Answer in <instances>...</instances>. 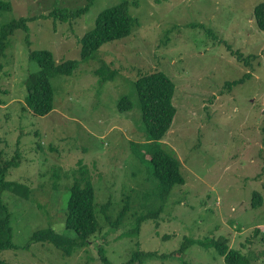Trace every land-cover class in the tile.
<instances>
[{"label":"rangeland","instance_id":"374dc122","mask_svg":"<svg viewBox=\"0 0 264 264\" xmlns=\"http://www.w3.org/2000/svg\"><path fill=\"white\" fill-rule=\"evenodd\" d=\"M4 1L10 9L0 13V30L20 17L38 18L28 24L31 46L15 31L0 60L5 64L0 71V164L10 160L21 136L20 163L8 170L5 181L24 184L30 192L25 199L0 190L11 214L14 246L0 259L100 264L95 247L103 244L112 264L128 261L138 249L158 255L141 264H227L212 246L226 239L241 254L239 264H264V32L253 17L264 0ZM123 1L135 20L130 35L80 61L79 41L93 29L97 15ZM87 5L73 21L42 17L55 8L75 11ZM31 50H48L57 63L78 61L71 75L53 77V110L45 117L34 116L25 105V82L38 70L29 60ZM236 51L240 62L232 56ZM102 65L118 71L113 81L95 75ZM154 72L174 84L176 115L162 145L175 152L185 180L167 198L164 218L156 219L162 221L157 227L153 220L142 225L138 247L133 237L116 239L131 231L125 223L69 257L50 244L30 243L34 232L46 228L73 236L64 229L65 187L72 184L64 174L74 171L79 179L78 161L94 188L96 210L107 201H121L123 187L124 193L139 189L142 199L151 180L137 162L140 153H132L133 145L146 142L134 82ZM227 82L235 84L224 89ZM123 97L132 107L121 113L117 104ZM137 177L150 182L133 181ZM255 193L261 203L253 207ZM139 198L133 201L136 208ZM97 216L104 235L108 224ZM184 242L189 243L182 249Z\"/></svg>","mask_w":264,"mask_h":264},{"label":"trees","instance_id":"16d2710c","mask_svg":"<svg viewBox=\"0 0 264 264\" xmlns=\"http://www.w3.org/2000/svg\"><path fill=\"white\" fill-rule=\"evenodd\" d=\"M128 2L123 1L111 8H107L100 12L94 22L92 30L87 32L79 41L80 43V61L87 62L99 50L101 46L108 42L117 41L130 35L133 26V20L128 13ZM89 8V5L79 8L75 11L64 9H53L44 18L58 20L59 22H67L78 19L82 13ZM10 9V4L4 0H0V13ZM253 17L257 28L264 32V3L258 4L254 8ZM18 18L0 30V60L6 57V51L9 48V37L15 31H20L25 35L24 43L27 47L31 43L27 37L29 28L28 24L37 19ZM238 62L242 59V54L239 51L232 53ZM29 60L37 65V72L30 74L25 82L26 98L25 105L30 112L37 117H45L53 110L54 90L52 79L56 75H71L78 66V61L67 60L61 63L55 62L53 54L48 50H31L29 52ZM4 63L0 61V71L4 68ZM95 75L102 82L113 81L118 74L117 70H111L106 65L100 66L95 72ZM235 82H227L224 89H231ZM134 88L140 103L141 120L144 126L145 143L133 145L132 153L135 155L140 153L137 162L140 166H145V171L150 173L151 185L145 187L141 193L143 201L136 195L138 190L130 189L124 193L125 188H122V200L116 202L107 201L105 204L96 210L95 193L89 177L86 175L87 170L82 161H78L79 168L77 172L80 175L78 179L74 171H67L64 174L66 178L72 179V184L65 187L68 190L66 203L64 208L65 220L64 229L73 236H65L58 234L53 228L38 230L31 235L30 243L46 245L50 244L59 250L63 256L69 257L75 251L89 247L93 241L101 236L103 239L109 232L115 231L122 224L131 227L130 232H125L117 236V240L124 237H133L136 239L134 243L139 246V236L142 225L148 220H153L155 227L159 225L156 219H163V211L166 208L167 198L172 194L173 188L183 186L185 180L181 174V163L167 147H163L162 140L167 135L173 120L176 115V108L172 104L174 94V84L162 72H154L138 78L134 82ZM118 111L131 110V102L123 97L119 100ZM35 138L39 139V132L34 134ZM20 138L16 141V150L11 155L10 160L0 164V190H9L13 194L22 198H30V192L26 185L17 182H7L6 175L10 168L16 167L20 163L19 145ZM41 144L37 145L36 149H41ZM11 154V152L9 151ZM146 162V163H145ZM61 174V173H60ZM61 176V175H60ZM60 176L56 175L55 180H59ZM138 177L133 181H137ZM145 182H150L148 177L139 179ZM130 182V181H129ZM132 186V185H129ZM53 190L57 192V185L54 184ZM65 190V191H66ZM55 192V193H56ZM129 193V196L125 195ZM139 198L138 208L134 207L135 199ZM258 198V201L253 202V207L261 203L260 195L254 194L253 199ZM149 202H152L149 204ZM119 208L118 214L113 218L114 212ZM135 208L137 210H135ZM98 212L102 214L104 222L108 224V232L102 234V226L100 225ZM129 215H127V213ZM131 219L134 225L130 224ZM164 221V220H163ZM156 232V231H155ZM102 234V235H101ZM157 235V234H156ZM189 242H184L183 247ZM213 248L217 253L224 258L227 264H239L242 256L238 251H234L228 247L226 239H218L212 243ZM12 244V227L11 214L3 203L0 197V253L13 248ZM100 264H112L107 258L103 244L95 247ZM158 257L155 253H144L136 250L132 253L128 261L122 264H141L142 259L147 257ZM164 258V256H160ZM142 260V261H141ZM0 264H9L0 259Z\"/></svg>","mask_w":264,"mask_h":264}]
</instances>
